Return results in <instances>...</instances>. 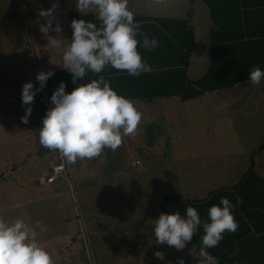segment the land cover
Listing matches in <instances>:
<instances>
[{
  "label": "rangeland",
  "instance_id": "1",
  "mask_svg": "<svg viewBox=\"0 0 264 264\" xmlns=\"http://www.w3.org/2000/svg\"><path fill=\"white\" fill-rule=\"evenodd\" d=\"M53 4L57 5L53 11L54 25L57 22L60 23L62 32L56 33L50 30L48 36L64 40L59 41L58 46L48 43V38L39 30L40 25L45 23V18L38 16L39 10L52 8ZM173 7V5L170 6V8ZM72 10L78 12L75 9L74 0H0V36H2L0 70L9 78L20 75L19 79H15L20 89L28 81H32L34 87L39 86L35 76L46 69L40 68V64L57 70L63 69L61 57L65 44L71 41L69 12ZM23 20H25L24 24ZM14 22L16 25H12ZM9 36L13 38L8 40ZM198 38V46L192 58L193 74L190 76L193 79L195 76L197 80L206 73L208 60L207 41L200 34ZM47 52L52 55L43 56ZM50 57L61 67L51 64ZM15 62L23 64L27 70L32 68L30 76L21 77L23 73L18 72L21 69L13 67ZM9 89L13 90V88ZM42 93L44 100L48 102L45 88ZM38 98L39 93L34 97L35 104L32 105L29 122L21 126L22 131H27L24 135L25 141H21V144L24 148L34 147L40 150L42 146L39 144L38 128L45 109L36 102ZM132 102L141 113L135 132L130 135L121 133L122 143L114 151L103 149L92 159H79L86 164L94 163L95 168L90 165L88 171L97 184H91L90 189L95 195L106 197L99 202L96 196L95 200L91 201L95 204L94 208L98 211L114 212L112 216L108 212L105 216L104 223L109 230L104 229L106 233L102 235L104 239L106 238V242L101 243L96 239L93 248L90 246L88 258L79 246L73 251L78 255L69 254L71 251L65 249L54 264H169V262L178 264L180 258H183L185 264H197L199 257L193 258L192 254L195 252L191 254L190 251L194 243L188 242L182 250L157 244L152 236L151 227L154 223L152 220H155L162 212L151 210V207H156L163 194L169 191L175 196L181 194L179 190L182 186V178L179 175L184 172V166L186 167L189 163L186 164L187 161L179 160L178 157L185 155L189 157L192 152H186L188 147L204 149L203 155H217L207 159L208 162L202 163L200 169L195 168V175L199 176L202 172L203 180L204 177L215 178L214 187H218L219 183H228L226 175L229 172L238 175L242 171H248L242 168L243 165L249 169L254 165V171L264 176V151L262 154L259 153L264 146V82L258 86L247 83L233 89L219 91L202 101L173 108L171 111H164L160 101L156 104L142 103L137 100ZM23 112L24 110L19 113ZM190 123L193 124L191 128ZM138 131H142V135ZM42 149L46 152L43 153L41 163L37 165L27 163L19 176L34 170L41 172L42 178H47L48 165L53 158L54 150L50 151L43 147ZM253 158L254 161H252ZM136 162H140V165L133 167L132 164ZM5 170L9 171L10 177L12 169ZM191 173L192 171H189L188 175ZM188 179L185 178L182 182L189 183ZM99 180L102 182L98 183ZM78 181L81 182L80 184L83 182L81 178ZM199 186V188L196 186V189L204 193L213 185ZM42 198L39 204L32 207L40 208L43 214L41 220L44 223L54 219L53 216L47 217V212L51 215L50 210L54 211L52 207L56 204L44 196ZM97 202L101 203L102 207L96 204ZM75 206L81 207L77 199L72 204L73 213ZM83 213L86 215L85 212ZM59 220L60 218L56 217L54 221ZM139 244L140 247L137 248ZM61 249H58V253ZM156 251L163 252L165 259L156 258L154 256Z\"/></svg>",
  "mask_w": 264,
  "mask_h": 264
},
{
  "label": "clouds",
  "instance_id": "2",
  "mask_svg": "<svg viewBox=\"0 0 264 264\" xmlns=\"http://www.w3.org/2000/svg\"><path fill=\"white\" fill-rule=\"evenodd\" d=\"M74 4L82 17L91 12L96 18V22L73 19L70 22L71 41L63 48L62 68L71 74L73 84L80 83L70 92L65 90L64 81L59 83L49 98L51 106L46 109L38 128L39 144L57 151L68 164H75L77 159H92L103 149L114 151L122 143L121 133L135 132L141 113L131 99L118 94L110 82L98 74L106 67L130 76L149 73L152 68L142 58L139 48L152 50L158 47V40L149 38L140 29L134 13L128 8V0H74ZM56 6L40 9L38 13L39 17L45 18L39 30L54 46L64 41L48 36L50 30L62 32L60 23L54 25ZM49 62L58 65L51 57ZM89 72L97 74V78L81 83ZM53 74L51 69L38 72L35 77L38 87H34L32 81L22 85V123L29 122L34 97ZM247 81L253 86L260 85L264 82V69L252 66ZM233 207L227 197H221L218 204L207 209L206 220H202L191 205L186 207L183 215L179 211L161 212L152 220V236L157 244L182 250L199 229L202 235L198 251L195 245L190 250L191 254L195 252L193 258L199 257L197 264H219L208 249L217 246L225 232L236 231L238 223ZM154 256L165 259L161 251H156ZM0 264H54V261L38 241L37 232L30 231L25 222L17 218L12 222L0 219ZM178 264H185L183 258Z\"/></svg>",
  "mask_w": 264,
  "mask_h": 264
},
{
  "label": "crops",
  "instance_id": "3",
  "mask_svg": "<svg viewBox=\"0 0 264 264\" xmlns=\"http://www.w3.org/2000/svg\"><path fill=\"white\" fill-rule=\"evenodd\" d=\"M237 4L240 6L238 11H236ZM171 5L174 7L170 8ZM233 5L232 11H229L227 16L232 14L234 17L235 15L237 21L236 23L240 24L241 27H238L237 31L232 30L230 32L234 34L236 32V35L243 34V40L245 41L264 39V0H234ZM190 6L191 0H128V8L134 13V15H145L152 18L186 19L188 17ZM193 6L194 12L190 22L194 28L196 44L191 56L190 66L187 70V76L190 81L197 80L195 76H193L195 79L191 78L190 76L193 74V70H191V67L193 66L192 58L195 49L198 46L199 34L203 39L205 38V41H207L206 54L208 56V60L206 65V73L209 69V51L211 49L210 31L213 28L210 10L206 3H204L202 0H194ZM88 14L93 13L89 12ZM24 22L25 20H23V24ZM12 25H16V22H14ZM1 37L2 36H0V39ZM7 38L10 40L13 37L9 36ZM4 39L6 38L4 37ZM16 48L18 49V46H16ZM47 55L51 56L52 54H48L47 52L44 53L43 56ZM54 55H56V53ZM13 67L21 69V71H18L20 74L23 73L21 77L26 75L30 76L33 70L32 68L27 70L25 69L26 66L17 62H15ZM41 67H44V69L46 68L44 71H48L49 69L52 71H59L52 68L51 66H43L40 64V68ZM19 76L16 75L9 78L7 77L6 73H2V70H0V219L8 222H12L17 218L22 219L29 227L30 231L34 230L37 232L38 241L49 251L54 262L57 257L61 256L63 250L65 249L71 251L69 254L75 253L78 255L76 252H73L77 246H79L83 254L85 253L86 257L88 258L91 249L90 246L93 248V244L96 242V239H98L97 241L101 243L106 242V238L104 239L102 235L103 233H106L104 232V229L109 230V228L106 227V223H104V221H106L105 216L107 212L111 216L114 214V212L103 210L98 211L96 208H94L95 204L91 203V201L95 200L96 196H98L99 202L106 198L101 195H95L93 193L94 191L90 189L91 184L95 183V180L89 175L88 170L90 165L94 167V163L86 164L84 161L78 159L75 164H68L67 161L64 160L67 177L58 178L54 182L49 183L48 178L51 176L53 165L56 163H61L62 158L57 151H53V158L51 161H49L48 175L46 179L42 178L41 172L34 170L26 172V175L19 176V173L23 168H25L27 163H34L36 165L37 163L40 164L43 153L46 152L44 149H42V147L40 150L35 149L34 147L24 148L23 144H21V141H25L24 135L27 131H22L21 129V126H23L24 123L21 122L20 118L24 115V112L22 114L19 112L23 111L24 107H22V100L20 96L21 89L16 85L15 82L17 81L15 79H19ZM18 83L20 82L18 81ZM15 85L18 87V89H16ZM240 85L243 84L236 85L233 88H236ZM9 88H13V90ZM41 92H39V98L36 102L41 104L43 109L46 111L48 106L46 105L45 101L42 102L44 96L41 95ZM211 94H206L203 97L186 102H181L178 98H175L160 99L149 104H156V102L160 101V105H162L164 111H171L173 108L185 107L191 105V103L202 101ZM33 104H35V101H33L32 105ZM192 125V123L189 124L190 128L193 127ZM19 128L21 130H19ZM139 133L142 135V131ZM29 134L32 133L29 132ZM20 147L22 148L20 149ZM187 149L188 150H186V152H192L189 157L186 155L183 157H178L179 160L187 161L186 164L189 163L186 167L184 166V172H181L179 175V177L182 178V181H184L183 179L185 178H189V183L181 181L182 186L179 190L181 194H178V196L184 200H206L211 193L219 189L235 186L236 182H239L240 179L249 171V168L243 165L242 168L248 171H242L238 175L233 174V172H229L226 175L228 176L227 178L229 182L227 181L228 183H219L218 187H214L215 178L204 177L203 180V173L201 172L200 175L198 174L199 176H196L195 168L200 169V165L202 163L208 162L207 159L211 157H217V155H203L202 153L204 149L199 150L194 146L188 147ZM263 151L264 146L263 149H260L259 153L262 154ZM252 152L253 151L250 153L252 154ZM254 158L252 161H254ZM139 165L132 166L137 167ZM6 168H9L10 170L12 169L13 171L10 177L9 171L5 170ZM84 169H86V171ZM189 171H192L190 175H188ZM226 176H224L225 179ZM79 178H81V181H83L82 184H80L81 182L78 181ZM100 182L102 181L99 180L98 183ZM95 184H97V182ZM202 184H212L213 186L209 187L210 189H208L207 192L204 191L203 193L202 191L196 189V186L199 188V185ZM166 195H174V193L169 191L168 193L163 194L158 205L156 207H151V210H161L159 205L162 198ZM42 196H44L46 199L52 200L56 204L54 207H52L54 211L50 210L51 215L47 212V217H54V219H50V223V220L42 223L41 217H43V214L41 213L40 208L32 207L42 201ZM75 199L80 201L81 209L75 206L76 208L73 213L71 208L72 204L75 203ZM96 204L102 207L101 203L97 202ZM83 208H85V210L82 211ZM78 209L80 210L79 213ZM83 212H85L86 215ZM56 217L60 218L58 222L54 221ZM37 222L39 223V227H37ZM60 223L62 225H60ZM107 224L109 225L113 223ZM61 234H63L62 237H59ZM189 243L193 244L192 241ZM139 247L140 244L137 246V248ZM59 248L62 249L61 252L58 253Z\"/></svg>",
  "mask_w": 264,
  "mask_h": 264
},
{
  "label": "trees",
  "instance_id": "4",
  "mask_svg": "<svg viewBox=\"0 0 264 264\" xmlns=\"http://www.w3.org/2000/svg\"><path fill=\"white\" fill-rule=\"evenodd\" d=\"M202 1L209 7L213 21L209 69L203 77L190 81L187 76L196 44L194 28L190 22L194 0H191L186 19L134 15L143 33L158 40L155 49L139 48L142 58L151 66V72L130 76L126 72L106 67L98 75L108 80L118 94L148 104L160 99L175 98L186 102L247 83L248 71L252 66L264 69V39L245 41L243 34L230 32L241 27L236 23L235 15L227 16L232 11L234 0ZM239 7L237 4L236 11ZM69 17L71 21L84 18L96 22L94 14L82 17L80 13L71 11ZM53 73L45 84L48 101L61 81L65 82L67 92L80 83L77 81L73 84L71 74L65 70ZM96 78L97 74L89 72L81 83ZM253 166L238 184L219 189L206 200L188 201L179 196L166 195L160 202L161 211H179L182 215L186 207L191 205L197 209L201 219L206 220L207 209L211 205L218 204L221 197L230 200L234 205L232 212L238 227L235 232H225L218 245L208 249L219 264H264V176L257 174ZM201 235L202 231L198 229L191 239L197 247Z\"/></svg>",
  "mask_w": 264,
  "mask_h": 264
},
{
  "label": "built area",
  "instance_id": "5",
  "mask_svg": "<svg viewBox=\"0 0 264 264\" xmlns=\"http://www.w3.org/2000/svg\"><path fill=\"white\" fill-rule=\"evenodd\" d=\"M43 101H46V100L43 99L42 102ZM49 104H50L49 101L48 102L46 101V105L48 107H50ZM139 164H140V162H136V163H133L132 165L136 166V165H139ZM65 177H67L66 165L64 163V159L61 158V163H56V164L53 165L52 173H51V176L48 178V182L52 183L58 178H65Z\"/></svg>",
  "mask_w": 264,
  "mask_h": 264
}]
</instances>
